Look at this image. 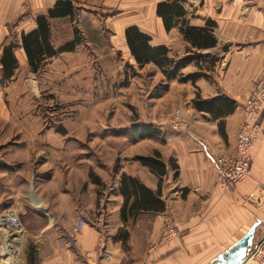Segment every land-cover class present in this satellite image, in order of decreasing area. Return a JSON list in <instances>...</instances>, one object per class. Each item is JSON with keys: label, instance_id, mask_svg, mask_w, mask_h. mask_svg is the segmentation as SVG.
<instances>
[{"label": "crops", "instance_id": "0c3cea01", "mask_svg": "<svg viewBox=\"0 0 264 264\" xmlns=\"http://www.w3.org/2000/svg\"><path fill=\"white\" fill-rule=\"evenodd\" d=\"M56 1L0 0V56L13 43L17 60L9 80L22 69L34 74L27 65L21 34L35 29L36 16ZM72 1L82 10L81 4L88 0ZM161 1L168 0L142 9L153 22L128 20L115 33L119 49L133 66L124 38V29L132 24L151 37L152 45H165L171 55L194 56L180 70L186 80H166L175 101L186 107H179L177 126L155 122L161 133L150 138L119 135L126 145L110 148L113 158L104 163L105 168L100 166L96 140L90 147L74 148L67 144L68 132H56L61 138L45 143L40 168L31 169L24 181L18 173L30 169L32 156H20L12 148L14 143L6 139L1 123L14 118L0 115V211L14 212L22 219L20 264H209L254 223L252 244L237 264H259L264 251V112L249 177L222 190L216 158L234 154L241 104L264 74V0H184L188 24L207 27L216 41L202 48L184 39L180 25L165 30L155 13ZM57 21L61 20L52 19V25ZM3 81L0 63V84ZM220 95L235 102L234 109L220 116L199 111L192 102L196 96ZM134 122L154 123L134 120L130 125ZM154 152L165 165L162 175L134 160L136 155ZM32 181L33 197L28 188ZM77 218L84 220L81 229L76 227ZM168 223L176 235L160 242ZM102 249L111 253L110 260L101 257Z\"/></svg>", "mask_w": 264, "mask_h": 264}, {"label": "rangeland", "instance_id": "374dc122", "mask_svg": "<svg viewBox=\"0 0 264 264\" xmlns=\"http://www.w3.org/2000/svg\"><path fill=\"white\" fill-rule=\"evenodd\" d=\"M156 1H84L75 21L53 23L57 42L71 38L73 26L79 30L82 42L73 52L51 59L38 75L22 69L13 80L1 82L0 115L14 118L1 123L2 131L20 156H32L30 169H20V178L25 181L31 169L40 168L45 143L61 138L55 134L58 128H65L71 138L67 144L74 148L90 147L96 140L105 168L112 162L110 148L126 145L117 130L134 120L168 124L176 109L186 110L164 88L166 79L155 65L133 66L119 49L117 27L142 18L153 22L146 10ZM33 181L28 187L32 197ZM0 250V259L5 258L8 253Z\"/></svg>", "mask_w": 264, "mask_h": 264}, {"label": "trees", "instance_id": "16d2710c", "mask_svg": "<svg viewBox=\"0 0 264 264\" xmlns=\"http://www.w3.org/2000/svg\"><path fill=\"white\" fill-rule=\"evenodd\" d=\"M184 0H168L161 1L156 4L155 13L162 19L165 30H169L174 26L178 27L179 32L184 39L190 41L192 45L197 47H211L215 45L213 36L208 32L207 27L196 28L188 24L184 17V8L182 2ZM79 9L72 0H57L54 5L49 8L46 13L36 16V28L28 33L21 34V43L24 50L27 65L34 74L38 75L49 61L64 52H72L82 42L79 30L73 26L71 29V38L58 41L55 38V30L53 28L52 19L65 20L70 22L76 20ZM125 42L130 51V55L134 58L138 67L145 64H154L162 73L166 80L176 77L180 81L186 80V77L180 76V70L185 67L192 59L193 55L176 56L169 53L165 45H152L151 37L142 32L138 26L132 24L124 29ZM14 44L5 47L0 56L4 79L8 81L14 74L17 67V60L12 51ZM134 70L133 66L130 67ZM164 88H167L165 84ZM193 105L199 111H208L216 116H220L226 111H231L235 107L234 100L226 96H214L210 99H202L196 96L193 99ZM60 134H65V128L61 127L56 130ZM161 131L153 123L134 122L127 127L117 130L116 134L127 135L132 140L137 138H150L160 135ZM159 153L154 152L152 156H134V160L139 161L142 165L148 166L150 170L158 175L165 173V165L159 160ZM132 182L136 180L129 178ZM139 188L145 189L147 194L151 191L137 184ZM157 201H160L158 198ZM125 205V204H124ZM142 206L149 207V203ZM163 208V207H162ZM123 212V207H122Z\"/></svg>", "mask_w": 264, "mask_h": 264}, {"label": "built area", "instance_id": "2783aa9c", "mask_svg": "<svg viewBox=\"0 0 264 264\" xmlns=\"http://www.w3.org/2000/svg\"><path fill=\"white\" fill-rule=\"evenodd\" d=\"M242 120L236 133L235 152L229 156L216 158L217 182L222 190L236 186L240 181L250 176L251 154L260 136V126L264 112V74L257 80L255 86L249 91L242 104ZM179 109H176L169 119V123L177 126ZM84 225L82 218H77L76 227L81 229ZM23 233V224L14 212L0 211V247L8 253L3 264H20L19 240ZM176 235L171 224H165L161 230L160 242ZM101 257L111 259V253L102 249ZM19 258V262L17 259ZM259 264H264V251L261 253Z\"/></svg>", "mask_w": 264, "mask_h": 264}, {"label": "water", "instance_id": "95a60500", "mask_svg": "<svg viewBox=\"0 0 264 264\" xmlns=\"http://www.w3.org/2000/svg\"><path fill=\"white\" fill-rule=\"evenodd\" d=\"M257 223H254L249 230L227 250L222 252L217 258L211 260L209 264H237L245 256L247 249L252 244L254 229Z\"/></svg>", "mask_w": 264, "mask_h": 264}]
</instances>
